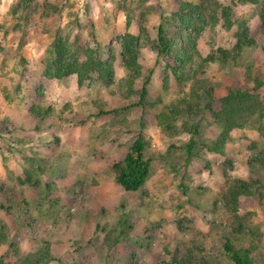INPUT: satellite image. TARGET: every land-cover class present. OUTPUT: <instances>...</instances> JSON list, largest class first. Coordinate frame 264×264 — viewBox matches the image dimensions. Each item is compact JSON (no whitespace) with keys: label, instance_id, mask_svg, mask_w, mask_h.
Wrapping results in <instances>:
<instances>
[{"label":"rangeland","instance_id":"obj_1","mask_svg":"<svg viewBox=\"0 0 264 264\" xmlns=\"http://www.w3.org/2000/svg\"><path fill=\"white\" fill-rule=\"evenodd\" d=\"M181 2L198 3L33 0L24 8L21 0H0V204L7 196L17 199L21 192L32 197L33 188L16 180L21 169H29L41 191L45 193L50 185L53 198L63 205L60 214H41L37 221V210L24 216L23 212L0 210L8 233L0 246L4 263H15L13 245L23 257L34 255L45 242L53 255L49 264H125V256L133 251L138 252L135 260L140 264L168 258L231 264L222 244L225 237L232 238L234 219L220 202L219 190L225 175L240 180L264 178V162L259 161L264 140L253 128L235 131L224 154L219 155L208 151L220 133V125L208 112L202 113L196 136L180 129L181 120L168 131L153 124L151 117L181 99L196 101L193 91L203 96L205 89L212 88L220 96L246 77L251 87L256 80L263 83L257 93L264 103V52L260 50L264 22L255 7L236 3L231 7L232 27L228 30L221 19L227 0L205 6L210 26L196 41L197 77L184 82L180 90L168 92L162 89L163 63L152 43L160 16L169 19ZM243 31L255 35L257 50L245 51L237 64L203 63L218 49L231 48L235 34ZM125 32L139 38V64L142 78H150L148 101L152 106L99 115L129 104L118 48ZM57 35L70 42L77 36L101 59L113 56L112 82L91 78L78 85L75 76L44 78ZM176 40L187 41L184 33ZM139 131L147 142L152 170L144 186L127 195L115 183L112 165L123 158ZM243 139L256 141L257 148L242 145ZM191 141L195 145L188 154L186 145ZM238 214L257 237L232 236L239 237L244 248H254L255 261L264 264V195L262 201ZM122 232L121 238L129 242L115 245L113 236ZM108 234L110 241L105 242ZM79 246L86 248L87 261L80 256L81 249L74 252Z\"/></svg>","mask_w":264,"mask_h":264},{"label":"trees","instance_id":"obj_2","mask_svg":"<svg viewBox=\"0 0 264 264\" xmlns=\"http://www.w3.org/2000/svg\"><path fill=\"white\" fill-rule=\"evenodd\" d=\"M32 1L21 0V4L26 8ZM197 1L198 3L181 2L177 10L169 16V19L160 16V24L157 27V34L152 47L163 63L162 89L165 91L176 92L181 89L184 82L197 77L198 71L194 68L196 62L194 59L198 52L196 41L201 37L203 31L210 26L209 21L205 18V6H214L215 0ZM227 2L228 5L223 8L221 15L226 29L229 30L232 27L231 7L235 6L236 3L249 4L255 7L258 10L259 19L264 22V0H227ZM216 22L213 21V24H216ZM168 29H172L173 33L171 35H169ZM179 33H184L187 39L186 43H178L176 37ZM89 34L94 37L93 33ZM234 37L236 41L231 48L218 49L216 53L204 59L203 63L219 62L220 64H227L230 62L237 64L245 51L252 52L258 49L254 34L243 31L236 33ZM78 39L75 36L73 41L70 42L60 35L55 36L51 43L52 61L43 73L44 78L62 80L75 76L78 85L85 84L91 78L97 82L110 84L113 78V56L108 60L101 59L94 49L80 43ZM118 48L120 50L121 65L126 73L125 98L129 104L120 109L107 112L100 111L99 115H117L134 107L152 106L148 101L150 78H142L141 65L139 64V51L141 49L139 38L132 33L125 32L119 37ZM260 50L264 52V45ZM262 86L263 83L256 80L255 85L251 87L249 78L246 77L236 86L225 88L220 96L212 88L205 89L203 96L193 91L196 101L181 99L178 104H171L166 110L152 116L151 120L153 124L168 131L174 130L178 120H181L180 129L196 136L199 134L200 117L202 113L208 112L211 119L220 125L218 138L212 145L208 146V151L223 155L225 147L235 131L253 128L264 140V103L257 93V90ZM31 110L37 111L34 108ZM246 143H248L250 150L257 148L256 141L243 139L242 145ZM194 145L193 141L186 145L188 154L192 153ZM147 147V142L142 132L139 131L123 158L112 165L114 181L127 195H134L138 192L151 175V160L146 156ZM261 155L263 157L259 161L264 162V149ZM224 178L225 180L219 190L220 202L234 219V222L232 220L234 226L231 232L232 238L225 237L222 244L224 253L231 264H257L255 261L257 259L252 255L254 248H244L241 245V239L236 236L233 237L232 234L241 235L249 240L257 237L256 232L243 223L244 218L238 212L262 201L264 178L240 180L226 177V175ZM16 180L20 184L30 185L29 187L33 188V195L31 198H26L21 192V195L15 200L7 196L4 200L5 203L0 204L1 211L8 214H13L14 211L23 212L24 216L37 210L35 221L38 220L37 217L41 214L45 217H52L56 213L60 214L63 205L59 203L58 199L53 198V191H49L50 185H46L47 189L43 193L38 185L39 181L35 180L29 169H21ZM95 228L97 229L99 226L96 225ZM128 229H132V227H128ZM124 234V232L115 234L111 241L115 245L129 242V239H125L126 237L121 238ZM110 236V234L107 235L105 242L110 241ZM126 236L128 235L126 234ZM7 239L6 226L0 220V246ZM79 249L82 250L80 256H85L84 259L87 261L89 256L86 248L79 246L74 249V252H78ZM12 252L15 257L14 264H49L53 260L49 245L45 242L40 244L38 252L34 255L26 254L21 257L19 248L16 245L12 246ZM137 255L138 252L133 251L128 258L125 256L123 261L125 264H140L135 260ZM78 261L82 262V258ZM0 264L7 263L0 259ZM156 264L194 263L191 259L168 258L159 259ZM202 264L209 263L202 261Z\"/></svg>","mask_w":264,"mask_h":264}]
</instances>
